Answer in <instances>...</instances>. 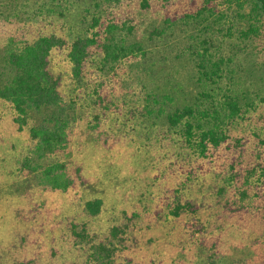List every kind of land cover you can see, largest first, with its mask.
Returning <instances> with one entry per match:
<instances>
[{
  "label": "trees",
  "instance_id": "1",
  "mask_svg": "<svg viewBox=\"0 0 264 264\" xmlns=\"http://www.w3.org/2000/svg\"><path fill=\"white\" fill-rule=\"evenodd\" d=\"M146 10L159 18L152 35L183 33L176 57L192 91L150 65L135 36ZM57 51L67 69L51 66ZM0 101L38 158L67 152L77 109L89 110L93 131L110 116L123 131L150 121L149 147L174 157L186 181L210 177L230 214H264V0H0ZM41 182L67 190L63 160ZM101 204L85 208L95 215ZM195 208L186 223L203 232Z\"/></svg>",
  "mask_w": 264,
  "mask_h": 264
},
{
  "label": "rangeland",
  "instance_id": "2",
  "mask_svg": "<svg viewBox=\"0 0 264 264\" xmlns=\"http://www.w3.org/2000/svg\"><path fill=\"white\" fill-rule=\"evenodd\" d=\"M141 14L135 36L150 65L160 79L192 91L190 66L176 57L183 33L156 37L150 31L159 18ZM239 44L230 47L247 51ZM51 66L69 67L63 51ZM14 116L0 101V264H264V214H230L210 177L186 181L174 157L149 147L150 121L123 131L110 116L93 131L89 110L77 109L67 152L38 158ZM58 160L71 179L67 190L41 182L44 167ZM94 199L102 201L95 215L85 208ZM193 205L203 232L186 223Z\"/></svg>",
  "mask_w": 264,
  "mask_h": 264
}]
</instances>
